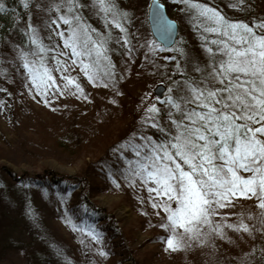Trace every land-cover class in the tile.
I'll return each mask as SVG.
<instances>
[{"label":"trees","instance_id":"obj_1","mask_svg":"<svg viewBox=\"0 0 264 264\" xmlns=\"http://www.w3.org/2000/svg\"><path fill=\"white\" fill-rule=\"evenodd\" d=\"M62 1L67 2V0ZM161 1L171 12L179 10L177 19L180 26L179 38L172 47L174 59H168L169 56H166L168 65H163V68L167 74L163 79H159L167 86L166 95L163 100H157V105L152 104L160 109L156 116V122L164 131L152 127L153 121L149 117L153 114L147 111L143 119L138 117L137 123L133 124L128 132L112 143L100 157L87 166V170L81 175L70 176L49 171L39 176H26L25 178L13 175L16 177V182L12 183L16 186V193L20 195H16L17 198L10 196V193L8 195L10 190L5 183L4 175H9L5 172L2 173L3 169L0 168V260L6 258L4 252L8 245L7 233H13L18 227L24 225L22 230L26 233L16 234V238L21 244L20 252L26 254L27 263L74 264L76 260L79 261L78 257L77 259L72 257L73 248L71 245L58 244L48 234L41 237L40 233L33 229L32 222H30L31 216L27 218V221L24 219L26 211L24 213L23 209L22 213H19L21 216L15 213V219L12 220L11 213L7 212L8 206L18 212L19 208L23 206L27 210L26 201L28 203H33L32 200L34 203L38 202L47 211L55 213L58 220L73 227L74 232L89 233L91 236L94 234L98 239L108 243L120 237L121 230L118 227V221L110 212L102 209L93 200L96 186L94 190L88 181L89 176H95L92 175L95 170L102 179L105 178L106 181L110 180L115 184L119 181H127L131 177L139 178L133 175V165L139 159L135 155V149L138 146L147 145L148 140L166 143L175 132L174 126L166 115L169 105L163 101H166L169 96L175 98L180 94L177 92L181 86L180 82L184 80L199 82L204 79L210 65L214 61L222 59L219 54L215 57L211 56L207 48H212L215 53L216 45L206 43V41L219 40L222 37L206 32L204 30L206 27L214 25L211 21L200 17L198 9L190 7V5L198 4L202 7L213 8L229 22H242L253 26L264 21V0H189V4L181 3L180 0ZM77 2L85 5L77 10L81 17V26L93 30L89 33L91 39L104 42L106 50L103 57L96 58L93 53L91 58L85 60V63L94 65L91 70V74L95 75V79L91 81L92 85L118 88L122 84V77L127 81L128 77L131 78L132 71H134L133 75L135 74L134 81L141 78L140 82L144 81L145 83L152 76L154 80H157L155 75L160 70L156 69L159 63L155 62L153 58L155 59L156 53L167 51L158 45L151 36L147 23V7L141 5L140 9L138 11L135 9L130 16L124 6L116 0H111L114 5L113 12L116 13L113 18L111 14L101 11L95 0H77ZM94 3L96 7H93ZM0 4L4 7V11L0 12V94L5 84L21 85L30 90L31 85L34 86L32 79L37 69L40 70L39 73H36L37 75L47 70L52 76L53 82L50 86L53 84L57 87L62 86V83L57 79L56 71L59 67L66 68L67 64L71 63L72 57L69 49L64 47V40L56 33L63 32L67 38L71 28L63 23H60L57 28L56 24L52 23L53 20H58L57 16H62L60 14L62 11L58 6L59 0H29L27 3H24V0H0ZM71 15L67 7L63 16L71 18ZM116 23H119L124 31L117 28ZM255 30L264 34L260 29ZM33 40L36 43H33ZM125 40L128 41L127 44H125ZM25 63L29 64L31 72L24 67ZM177 63L180 65L179 69ZM142 66L146 71L141 70ZM197 67L201 69L200 72L195 71ZM79 69L80 74L72 75L69 78L83 89L86 84L85 76L88 79V75L80 67ZM137 69L140 71H136ZM180 71H183V76L179 74ZM132 83L131 78V94L135 92L132 91V88L135 89L136 86L134 84L132 87ZM72 86L74 91L79 94L75 86ZM35 89L37 92H43L42 95L39 94L43 100L54 94V89L51 87L40 90L35 87ZM170 89L171 91H169ZM9 95L12 96L11 93ZM1 98L0 96V102ZM142 99L144 103L149 100L144 96ZM173 113L175 118L174 110ZM173 204L174 206H172ZM256 204L257 202L252 205L256 206ZM176 206L175 203H171L169 207L175 208ZM31 213L37 221L41 220L35 211ZM262 216L264 213L259 216L258 220H261ZM37 221L34 222L37 223ZM257 225L259 223L253 226ZM8 226L11 230L6 228ZM254 232L251 237L258 238L260 235L263 243L262 233ZM27 234L32 235V241H25L28 238ZM35 236L48 238L49 241L38 242V247L30 249L29 246L36 242Z\"/></svg>","mask_w":264,"mask_h":264},{"label":"rangeland","instance_id":"obj_2","mask_svg":"<svg viewBox=\"0 0 264 264\" xmlns=\"http://www.w3.org/2000/svg\"><path fill=\"white\" fill-rule=\"evenodd\" d=\"M28 1L24 0V3ZM116 1L131 16L141 5L148 8L150 0L148 3L144 0L147 5L143 0ZM58 6L62 11L61 15L69 7L62 0H59ZM93 7H96L95 3ZM167 11L171 18L178 20L179 10ZM164 50L167 52L156 53L155 59L153 58L159 63L156 69L160 70L155 75L157 80L152 76L145 83L140 82L141 78L134 81L135 74L133 75L134 71L131 72L132 87L136 85L135 89L132 88L135 91L132 94L131 78L128 77L126 81L122 76V84L118 88L92 85L85 76L86 84L82 94L76 93L74 87L67 84V78L81 73L78 65H74L72 61L66 68L59 67L56 71L62 86L49 85L54 89V94L45 100L40 98L32 85L29 90L21 85L5 84L0 94V168L3 169L2 173L10 176L4 175L10 190L8 195L10 193V196L17 198L16 186L12 183L16 182V177L39 176L46 171L70 176L81 175L87 170V166L137 123L138 117L143 119L147 109L157 105L158 99L153 95V89L156 85L163 84L159 79L166 77L167 72L163 68V65H168L166 56L174 55L172 48ZM143 69L144 66L141 67ZM143 96L145 99L149 98L148 102L142 101ZM92 175L95 176H89L88 181L93 189L96 186L93 200L114 216L121 230V236L110 243L93 239L90 234L74 232L68 223L64 224L55 217V213L47 211L33 200V203L26 201L27 210L23 206L18 212L8 206L7 212L11 213L14 220L15 213H22L23 209L24 213L26 211L24 219L27 221L31 216L33 229L41 237L48 234L58 244L71 245L72 257L79 259L74 264H264V241L261 242L259 234L258 238L251 237L257 231L262 233L264 239V220H258L262 212L252 205L257 202L256 199L235 201V207L219 210L220 216L214 218V222L222 226L247 224L250 232L223 227L222 237L209 236L206 242L191 243L180 251L169 252L166 250L165 240L172 233L168 230L163 208L173 202L156 196L155 192L150 193L149 189L156 186L142 183L140 178L131 177L115 184L102 179L95 170ZM153 204L157 207H153ZM33 211L39 214L41 220L37 221L31 215ZM257 223L259 225L253 226ZM24 227L20 226L15 232L7 233L8 245L4 252L7 260H0V264H33L27 263L26 254L20 252L21 244L16 238L17 235L26 233L22 230ZM6 228L11 230L10 226ZM26 236L28 238L25 241H32L31 234ZM35 239L36 242L29 246L30 249L38 247V242L49 241L48 238L36 236ZM101 252L105 255H100Z\"/></svg>","mask_w":264,"mask_h":264},{"label":"snow or ice","instance_id":"obj_3","mask_svg":"<svg viewBox=\"0 0 264 264\" xmlns=\"http://www.w3.org/2000/svg\"><path fill=\"white\" fill-rule=\"evenodd\" d=\"M180 2L189 4V0ZM95 3L115 18L111 0H95ZM67 4L71 18L62 15L52 23L57 28L60 23L71 28L67 38L63 32L56 34L69 49L72 63L92 81L94 65L85 60L93 53L96 58L105 56L104 42L91 39L89 33L93 30L81 26L77 10L85 5L77 0H67ZM190 7L198 9L200 17L214 25L206 27V32L222 37L206 41L216 45V52L207 48L208 53L213 57L219 54L222 59L210 65L204 79L180 82L177 89L180 94L163 101L169 105L166 115L175 132L166 143L148 140L147 145L138 146L135 155L139 159L133 165V175L142 183L156 186L149 189L150 193L155 192L156 196L177 205L163 208L172 233L165 240L169 252L180 251L191 243L206 242L209 236L222 237L223 227L250 232L247 224L222 226L214 222L220 216L219 210L235 207V201L255 198L256 207L264 213V34L255 30L264 32V21L249 26L229 22L210 7L198 4ZM2 11L4 7L0 4ZM115 26L124 31L119 23ZM24 67L32 71L28 63ZM195 71L201 69L197 67ZM39 72L37 69L33 74L32 84L38 90L46 89L53 78L47 70L37 75ZM179 74L184 75L183 71ZM67 84L74 85L82 94L83 90L73 79L67 78ZM147 111L153 114L149 117L152 127L160 128L156 122L160 109L152 106ZM92 238L98 239L94 234Z\"/></svg>","mask_w":264,"mask_h":264},{"label":"water","instance_id":"obj_4","mask_svg":"<svg viewBox=\"0 0 264 264\" xmlns=\"http://www.w3.org/2000/svg\"><path fill=\"white\" fill-rule=\"evenodd\" d=\"M157 5L159 11H157ZM147 22L153 39L165 49H171L179 35V23L169 16L166 6L160 0H150L147 9ZM170 26V27H169ZM166 86L158 84L153 89V94L163 99Z\"/></svg>","mask_w":264,"mask_h":264}]
</instances>
